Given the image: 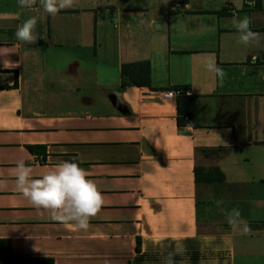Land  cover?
<instances>
[{
    "label": "crops",
    "instance_id": "crops-1",
    "mask_svg": "<svg viewBox=\"0 0 264 264\" xmlns=\"http://www.w3.org/2000/svg\"><path fill=\"white\" fill-rule=\"evenodd\" d=\"M243 4L77 0L50 16L0 0V264H264V0ZM234 14L258 46L237 43ZM33 15L40 38L18 41ZM137 62L149 86L122 88L121 66ZM178 88L194 127L177 125ZM18 161L33 178L63 161L86 169L104 197L90 227L37 212L16 191ZM233 208L249 234L227 223Z\"/></svg>",
    "mask_w": 264,
    "mask_h": 264
},
{
    "label": "clouds",
    "instance_id": "clouds-1",
    "mask_svg": "<svg viewBox=\"0 0 264 264\" xmlns=\"http://www.w3.org/2000/svg\"><path fill=\"white\" fill-rule=\"evenodd\" d=\"M76 2L77 0H18L22 9L33 12L42 10L50 16H56L62 10L74 7ZM232 3L237 10L244 6L243 0H232ZM232 23L237 30L238 44L244 46L260 44L262 35L251 30L250 18L241 19L234 14ZM37 24V17L30 16L17 27L16 39L27 44H35L40 38V33L36 30ZM200 63L211 75L213 83L218 81L223 84L227 74L217 65L214 54H204ZM13 172L16 191L27 199L37 212L49 213L53 220L63 223L74 231H86L90 227V219L100 212L104 204V197L97 184L88 178L87 170L75 162L63 161L40 178H33L34 167L27 166L24 161H18ZM6 183L7 181L0 180V187L5 186ZM226 218L233 230L242 227L244 234L251 232L247 221L242 219L239 209L233 208L227 212ZM168 264H172L171 259Z\"/></svg>",
    "mask_w": 264,
    "mask_h": 264
},
{
    "label": "trees",
    "instance_id": "trees-1",
    "mask_svg": "<svg viewBox=\"0 0 264 264\" xmlns=\"http://www.w3.org/2000/svg\"><path fill=\"white\" fill-rule=\"evenodd\" d=\"M224 13H228V11L218 12V14ZM120 71L122 88L126 86H149V65L147 62L123 64ZM177 90H181V94L176 97L177 125L179 128L194 127L195 125H192L190 121L194 110V98L186 95L183 88H178ZM136 250L139 251V240L137 241ZM11 264H53V261L52 259L13 257Z\"/></svg>",
    "mask_w": 264,
    "mask_h": 264
},
{
    "label": "built area",
    "instance_id": "built-area-1",
    "mask_svg": "<svg viewBox=\"0 0 264 264\" xmlns=\"http://www.w3.org/2000/svg\"><path fill=\"white\" fill-rule=\"evenodd\" d=\"M175 96V94L172 91H166L163 93V97L165 99H171Z\"/></svg>",
    "mask_w": 264,
    "mask_h": 264
}]
</instances>
